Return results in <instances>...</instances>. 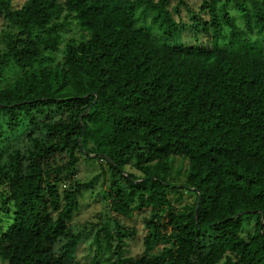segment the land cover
<instances>
[{
    "label": "trees",
    "instance_id": "1",
    "mask_svg": "<svg viewBox=\"0 0 264 264\" xmlns=\"http://www.w3.org/2000/svg\"><path fill=\"white\" fill-rule=\"evenodd\" d=\"M220 1L0 0V264H80L86 161L114 216L85 264H264V0ZM231 5L259 46L223 37Z\"/></svg>",
    "mask_w": 264,
    "mask_h": 264
},
{
    "label": "rangeland",
    "instance_id": "2",
    "mask_svg": "<svg viewBox=\"0 0 264 264\" xmlns=\"http://www.w3.org/2000/svg\"><path fill=\"white\" fill-rule=\"evenodd\" d=\"M27 0H12L13 6L15 8H20ZM153 2H156L157 0H152ZM202 0H186V3L188 7L192 10H198V8L202 5ZM225 4V1H220L218 5ZM142 11V8H140L137 12L138 21H137V27L141 26H150L151 25V19L153 16L152 11H149L145 17H142L140 15ZM181 16L182 19L186 22H190L187 19V15L185 10H181ZM204 18H207V16H203ZM228 18L224 20V16L222 13H219V16L217 18L218 22L222 24L223 29V37H229L230 32H232L234 29L232 27H229L227 23L233 24V27L235 28V32L241 31L240 37L238 40H244L247 41V44L249 46H259L257 42H253L254 40H257V36L255 34L248 35L247 33H244V26L242 24L243 18L242 13L238 11L233 10V6L231 5L228 10ZM209 24V20H207ZM187 25V23H185ZM5 28V23L0 20V41L2 40V30ZM213 26L211 25L209 27V30L211 31ZM153 29V35L158 39V41H161L160 35L158 34V29L156 26H152ZM66 32L62 33L63 42L62 47L65 46V41L69 40H78L80 38V33L76 32L75 28L67 27L65 28ZM188 31V30H187ZM184 33L182 37H180V41L185 42L186 38H191L190 32ZM264 43V42H263ZM65 44V45H64ZM219 45H223L222 40L219 42ZM24 139V138H23ZM23 139L20 144L23 143ZM26 145V144H25ZM25 145L21 146V154H24L23 147ZM85 160L83 159L82 162ZM100 164L96 161H86L84 163H81L78 165L76 170H78L76 179L80 182L85 184V189L83 190V196L80 199L79 202V210L74 218L73 224L71 226L73 233L75 235H79L81 237V241L78 244L76 250L74 251V255L71 254L70 258L74 259V261L79 262L80 264H85L87 262V257L90 254L89 247L92 242L93 237L96 234L97 228L95 225L103 223L106 226L110 225V218H112L114 215L109 211V198H108V184L110 183L109 179L107 182H105V178L102 177L101 171L104 169L102 166L100 168ZM174 170L181 169V176H179L181 179L179 180L182 182L184 179L183 175L185 173V170L187 168V163L183 162L179 158L174 159ZM126 172L133 175L136 178H140V173H138L133 165L127 166ZM106 170V167H105ZM96 176H100L99 179L94 180ZM171 199H174L173 195H170ZM194 201L193 195H185L183 198L182 204H192ZM123 226H131L132 224H128L127 222H119ZM136 224L134 226L140 227V220H137L135 222ZM139 235V234H138ZM137 235V239L138 236ZM137 239H132L127 241V245L125 247V258H136L140 256L143 252L141 247V242ZM107 253L103 256L99 255V258H106Z\"/></svg>",
    "mask_w": 264,
    "mask_h": 264
}]
</instances>
